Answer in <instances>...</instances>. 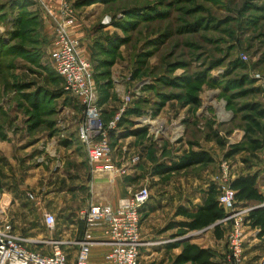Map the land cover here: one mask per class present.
<instances>
[{
    "label": "rangeland",
    "instance_id": "1",
    "mask_svg": "<svg viewBox=\"0 0 264 264\" xmlns=\"http://www.w3.org/2000/svg\"><path fill=\"white\" fill-rule=\"evenodd\" d=\"M65 1L75 20L71 34L93 67L103 122L113 124L109 132L117 173L95 175L73 138L84 111L65 90L50 59L56 37L53 19L33 0H0V139L15 145L22 160L34 158L37 143L44 141L45 147L49 142L56 156V147L67 148L59 158L67 171L86 166L92 172L89 180L106 183L124 198L147 187L152 205L167 208L153 219L169 223L163 231L187 220L177 216L180 207L200 203L210 186L218 187L223 164L233 179L247 171L259 177L264 173V147L254 150L245 140L246 113L239 110L250 103L264 107V0ZM46 2L51 13L58 14L59 1ZM75 28L85 37H76ZM242 92L246 95L240 96ZM68 149H74L82 163L70 159L71 154L67 158ZM233 149L239 152L229 157ZM199 150L215 162L169 170ZM46 162L40 156L29 162L28 170ZM44 167L40 188L47 191L39 194L42 202L50 200V191L55 201L58 198L52 211L56 231L73 218L82 235L79 213L86 198L72 193L64 208L67 193L61 180L72 178L60 168L50 172ZM100 192L110 196L112 190ZM148 217H142L141 239L148 240L140 250L141 264H174L181 247H167L187 236L214 254L212 264H224L226 241H216L213 227L184 236H177L180 230L175 228L160 238L152 224L149 229L144 225ZM257 243L263 248L258 264H264V239Z\"/></svg>",
    "mask_w": 264,
    "mask_h": 264
},
{
    "label": "built area",
    "instance_id": "2",
    "mask_svg": "<svg viewBox=\"0 0 264 264\" xmlns=\"http://www.w3.org/2000/svg\"><path fill=\"white\" fill-rule=\"evenodd\" d=\"M46 15L53 19L56 37L50 51V59L57 74L62 78L65 90L83 107V122L78 136L87 154L91 170L95 174H115L110 127L102 119L99 106V90L95 82L91 62L81 53L80 44L71 30L75 20L72 10L65 0L59 1L58 14H52L46 0H33ZM222 174L218 184V203L225 217L218 222L227 226L226 259L224 264H246V228L250 227L248 216L253 208L242 206L231 188L233 178L229 166H221ZM30 195V199H34ZM151 200V191L144 187L116 205L90 204L79 213L84 224L83 234L74 241L59 239L37 242L48 244L51 253L42 254L28 248V241L14 234V229L6 214L7 209L0 207V264H90L93 247L104 244L109 247L106 260L109 264H141L140 250L144 243L141 239L142 211ZM47 229L56 230L57 218L50 212L44 213ZM103 227L104 242L97 241L93 229ZM36 243V242H35ZM77 248L76 257L70 263L64 246Z\"/></svg>",
    "mask_w": 264,
    "mask_h": 264
},
{
    "label": "crops",
    "instance_id": "3",
    "mask_svg": "<svg viewBox=\"0 0 264 264\" xmlns=\"http://www.w3.org/2000/svg\"><path fill=\"white\" fill-rule=\"evenodd\" d=\"M73 34L78 38L85 37L83 32H81L80 28H75L73 30ZM73 138L79 144V146L83 148V152L85 154L84 157L87 162L88 161L87 154L84 146L79 140L78 132ZM69 142L71 141H68L67 144H69L70 146L71 143ZM43 144H45L44 141H40L39 143L33 146V148L35 147V151H34L35 155L34 158L29 162L37 160L40 156H44L47 161L46 165H41L33 168L32 170H28L29 162L22 160L21 157H19V155L17 154V152H21V151H18L15 145H12L11 142L0 139V207H5L7 209L6 216L13 226L14 234L17 236H22L26 238L28 241L34 242V243H30V242L27 243L28 248L40 252L42 254L48 255L51 253V247L48 244H39L37 242L48 241L50 239H59L65 242L74 241L81 236L80 235L81 232H79L78 224L74 223V221L72 220L73 218L67 221V225H65L63 229L59 228L57 231L55 230L56 232L54 231L51 233L47 229L44 221V213L50 212L53 214L52 211H54L57 208L58 198L55 201L54 196H52L53 193L52 191H50L51 192L49 194L50 200L49 201L46 200L42 202V195L39 194V190L47 191L45 188H40V185L42 184L41 170L45 169L44 166H49L48 168L50 169V172H53L57 168H60L62 175H64L65 177L72 178L71 180H67V182L63 181V179L61 180L62 184H64L65 186V191L67 193L66 198L64 200L65 201L64 208L66 209L68 208L67 205L70 203V199L73 198L72 193H76L75 195H77L78 198L80 197L87 199V200L85 199V204L81 208L83 207L86 208L92 203L102 204V205L104 204L116 205L120 199L124 198V194H122L121 192L119 193V191L115 193V190L107 186L106 183L98 181V179L94 180L91 178V180H89V177L91 176L92 172L90 168L88 169L86 168V166H84L85 167L84 169H79L80 167L79 168L74 167L75 170L70 169L69 171H67L65 169L64 162H61L59 160L61 155L64 154L63 149L65 150L67 148L56 147V150L60 149V153H59L60 155L56 156V153H54L55 150L54 144L47 142L45 147L42 146ZM43 148L45 149L44 153L42 151ZM68 150H69L68 155H66L67 158H69L71 154L70 159L82 163L81 157L74 152V149L71 150L68 149ZM55 156L57 157L56 159ZM69 174L71 176H69ZM248 174L254 175L256 174V171H250V172L247 171L240 175L234 176V179L239 176H244ZM45 175H47V173H45ZM55 178L56 177L54 176V179H52L51 181L52 183L53 181L56 180ZM263 178H264V173H261L260 177L258 176V188L260 192L264 195V186L259 187V184L261 185V181ZM88 188L89 190H87ZM101 190H112V192H114V195L112 194V192L110 196L102 195L100 192ZM82 193H89L92 194L93 196L92 197L90 196L89 198V195H86V197H84ZM30 195H33L35 198L30 199ZM204 199L205 198H203L200 203H191L192 204V205L190 204L191 207L201 205ZM153 202H154L153 195L151 193V200L143 209L142 217L143 214L149 215L148 219L145 220L146 222L144 223V225L149 229L152 224V226L156 228V232L159 233V237L161 238L167 232H169L170 230H174L175 228L167 229V231H163L164 228L169 225V223L162 222V220H160V222L153 221V219L157 214L164 215L166 212L165 210H167V208L164 207L156 208L155 207L156 205H152ZM246 206L250 208L257 207L254 205H245V207ZM221 228L224 231L223 238L218 239L216 236L215 237L218 243L223 244L226 241V234L228 231V227L223 225L221 226ZM142 230H143V218H142L141 235H142ZM205 230H203V232H207L209 228L206 231ZM258 232H259L258 230H254L251 227L246 228V234H247V240L245 244L246 264H258V262L261 261V257L258 256L263 248L261 247L262 246L261 244L259 245V243H257V242H261L262 240L258 238ZM93 234L97 241H101V242L105 241V238L103 237L102 233L93 232ZM142 240H148V237H143ZM63 248L65 252H67V254L69 255L70 263H73L76 257L77 248L72 247L70 245L67 246L65 245ZM108 250L109 247L104 244L96 245L95 247H93L90 258V264H109L108 261L106 260V255L108 253ZM181 251L182 248L179 249L178 254H180ZM226 251H227V246L225 250H223L222 252L224 256L226 254Z\"/></svg>",
    "mask_w": 264,
    "mask_h": 264
},
{
    "label": "trees",
    "instance_id": "4",
    "mask_svg": "<svg viewBox=\"0 0 264 264\" xmlns=\"http://www.w3.org/2000/svg\"><path fill=\"white\" fill-rule=\"evenodd\" d=\"M244 95H246V92L240 94V96ZM193 100L196 101V99ZM239 110L241 113H246L242 117L246 123L245 140L249 142L254 150H261L264 147V123H262L264 122V107L259 103H250L242 106ZM255 136L258 137L255 138ZM238 152L239 149H233L228 156L232 157ZM214 162V158L204 150L191 151L182 158L180 163L169 170L176 171L192 166H208ZM231 188L236 192V199L240 204L257 206L250 211L248 221L252 229L259 231L258 238L264 239V195L258 188V176L256 174L239 176L232 181ZM205 193V199L201 205L192 206L191 208L180 207L178 209L177 216H183L187 220L170 225L171 229L178 228L180 230L177 236H184L189 232L213 227L215 236L218 239L223 238L224 231L218 222L225 217V212L218 203V188L216 185H212ZM179 247L182 248V251L176 257L174 264H212L214 254L190 241H179L167 248L175 249Z\"/></svg>",
    "mask_w": 264,
    "mask_h": 264
},
{
    "label": "water",
    "instance_id": "5",
    "mask_svg": "<svg viewBox=\"0 0 264 264\" xmlns=\"http://www.w3.org/2000/svg\"><path fill=\"white\" fill-rule=\"evenodd\" d=\"M207 230V229H206ZM205 230V231H206ZM193 239V236H187V237H184V238H182L181 239V241H183V242H189V241H191Z\"/></svg>",
    "mask_w": 264,
    "mask_h": 264
},
{
    "label": "bare ground",
    "instance_id": "6",
    "mask_svg": "<svg viewBox=\"0 0 264 264\" xmlns=\"http://www.w3.org/2000/svg\"><path fill=\"white\" fill-rule=\"evenodd\" d=\"M156 130H157V131H160V130H161V128H158V127H157V129H156Z\"/></svg>",
    "mask_w": 264,
    "mask_h": 264
}]
</instances>
